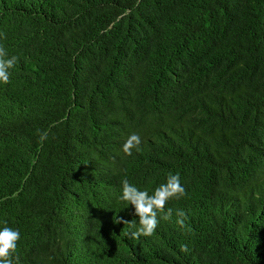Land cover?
Masks as SVG:
<instances>
[{
    "label": "trees",
    "instance_id": "obj_1",
    "mask_svg": "<svg viewBox=\"0 0 264 264\" xmlns=\"http://www.w3.org/2000/svg\"><path fill=\"white\" fill-rule=\"evenodd\" d=\"M0 33L19 264H264V0H0ZM169 173L187 227L160 214L131 239L121 180L151 193Z\"/></svg>",
    "mask_w": 264,
    "mask_h": 264
},
{
    "label": "clouds",
    "instance_id": "obj_2",
    "mask_svg": "<svg viewBox=\"0 0 264 264\" xmlns=\"http://www.w3.org/2000/svg\"><path fill=\"white\" fill-rule=\"evenodd\" d=\"M0 38H5L0 33ZM18 61L17 56H8L3 45H0V84L7 85L10 83L11 69H13ZM142 143L141 137L137 133L130 134L122 145L121 151L127 155H132V150L140 151ZM121 193L118 199L132 207L133 215L138 219L123 220V218H115L114 223L127 224L129 231L126 233L133 240H139L141 237H150L154 234L159 225L158 215L165 221L173 219L175 214V224L180 228H186L188 219L184 210H174L166 207L172 199L179 200L187 195L185 187L180 182L179 174L169 173L166 181L149 193L147 190H140L129 182L127 178L121 180ZM20 239L18 229L7 226L0 227V264H19L20 257L15 255L17 244ZM181 252H188L189 248L186 244L180 246Z\"/></svg>",
    "mask_w": 264,
    "mask_h": 264
}]
</instances>
